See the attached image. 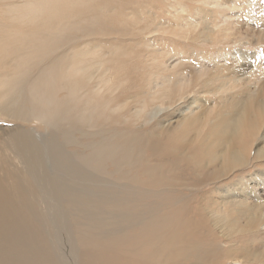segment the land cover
<instances>
[{
  "label": "bare ground",
  "instance_id": "1",
  "mask_svg": "<svg viewBox=\"0 0 264 264\" xmlns=\"http://www.w3.org/2000/svg\"><path fill=\"white\" fill-rule=\"evenodd\" d=\"M97 1L0 0V264H63L43 223L41 204L51 197L32 174L46 168L45 150L58 173L87 185L109 181L97 190L82 184L79 191L68 181L61 187L54 172L44 179L37 169L68 211L78 264H264V170L257 171L264 165V72L257 70L259 56L244 51L251 41L239 42L237 55L226 51L224 64L214 60L229 72L216 79L227 83L195 96L237 87L234 93L211 106L194 98L168 115L165 126L134 127L135 120H148L146 103L133 114L121 112L127 103L112 93L119 86L113 59L89 42L130 31L79 13ZM163 1L174 18L207 17L209 5L227 7L222 0ZM168 1H174L170 7ZM244 4L254 8L252 0ZM181 64L169 63L167 70L173 74ZM161 77L150 103L173 105L186 86ZM47 132L44 147L38 140ZM206 163L211 168L196 175ZM235 172L247 176L217 187L216 180ZM205 187L204 199L184 194Z\"/></svg>",
  "mask_w": 264,
  "mask_h": 264
},
{
  "label": "rangeland",
  "instance_id": "2",
  "mask_svg": "<svg viewBox=\"0 0 264 264\" xmlns=\"http://www.w3.org/2000/svg\"><path fill=\"white\" fill-rule=\"evenodd\" d=\"M182 1L183 0H177V2L179 3ZM252 1H254V8L250 11V9L244 4L245 0H222L221 3H223L224 7L227 5V7H225L227 10L216 8V11V9H214V6L209 5V7L213 9V11H209V13H207V17H205V14H197L194 17H169L166 14V10H168V8L166 9V2H164L163 0H98L97 2H94L92 6L85 7L80 10L79 13H81L84 17H87L90 13H93L92 15H94V17L92 19L99 17L98 20L102 23L106 22V24H114L116 26L118 24V26L121 27L120 30L125 32L126 30L130 31L129 35L122 38H119V36L116 37V35H107L105 38H97L98 41L97 39H95L89 42L92 43V46H99L102 52L105 53V58L108 59L109 57L113 59V63L109 65L113 66L115 80H117L119 86L113 88L112 93L114 96L119 97L118 100L120 102H123V100L125 99L127 103V106L121 112L133 114L134 112H138V110L142 108L143 104L146 103L147 108L145 110L150 115L148 116V120L145 122L144 120L138 119L133 122L134 125H132L131 122L130 124L138 128H147L148 126H154L159 121H161L162 126H165V124L167 125L168 122L166 121L169 118L168 115L175 116L178 113L179 109L185 107V105L194 98H200L202 100L208 99L207 106H211V103L216 102L218 104V101H221L220 98L227 97L231 93H234L235 89L238 90V88L236 87L232 89V91L225 90L218 94V96L217 94H205L203 95V97L195 96V92L210 89L213 86L220 85L221 83H227L228 79H216V77L220 76L223 73L229 72L225 71L224 69V71H221L219 68L213 65L216 64V60L219 62V64H224L226 57L222 55L225 54L226 51L229 52V54L237 55V48L241 47L242 45H239V42L243 43V40L251 41L250 45L243 47L244 51L249 52L251 55L255 53L259 56L257 70H261L260 74H263L264 0ZM170 2L174 1H168V7H170ZM212 2L213 0H208V3L212 4ZM197 7L198 6L195 5V7H192L191 9L194 10ZM237 21L244 22L236 24ZM122 23H124L126 27L122 25ZM85 24L86 22L84 21L83 26ZM141 30H144V32L148 33H144L145 35H142V33H139L141 32ZM132 31H134L136 34H134V32ZM211 31L214 34L209 38L207 34ZM223 32H226L229 35L226 38H224L223 36H215ZM241 36H243L245 39H242ZM177 61H182V64L178 69H176V72L174 71L172 74V72H169L167 70V66H169V63H176ZM200 73L202 76L200 75ZM163 74L173 76L175 82H182L181 84H184L186 86V91L181 94L182 98L179 100L177 99L178 101L173 104L175 106H169L168 103L160 106L159 101L151 102L152 104L150 103L151 95H156V91L158 90V88L163 85V79L161 77ZM243 86L244 84L242 85V87ZM212 95L214 97H212ZM186 96H189V98H187ZM214 99L216 101H214ZM199 103L203 104V102ZM203 107L201 109H203ZM134 109H136V111ZM154 116L156 119H158L156 120ZM194 133L195 130H191L187 134V136L190 138ZM49 137L50 134L47 132L38 141L42 146L45 147L46 141ZM259 144L260 142L256 143V146L258 148L260 147ZM60 151L67 153L68 148L62 147ZM44 154L46 163V165L44 166H46L47 170L43 166V170L39 169L38 167L32 173L35 178L37 175L36 179L39 178L38 182L40 183L41 189L44 190L45 194L50 195L51 197L50 200L44 199L41 204V210L45 214L43 223L44 226L48 228V231L52 230V232L50 233L52 243L56 253H58V257L60 253V260L63 258L61 260L63 264H78L79 249L75 242V239L73 238L68 211L62 204V198L60 199V196L54 194L56 193L54 192L56 191L55 187L51 184V182L48 181H50L51 178L55 176L58 180V184L60 181L59 185L61 187H66V181H68L70 183L67 185V187H69V185L70 187L76 186L74 188L79 191L82 190L84 185H86L88 188L92 187V185H95V189L97 190V188L101 186V184H109V181L105 182L102 181V179H93L91 184L87 185V183L85 181L84 183L78 176L76 178V176L74 175H71L70 177V175H68L67 173H58L49 161L50 154H48V151L45 150ZM209 165L210 164L206 163V170L205 168L197 169L198 171H196V175H203L205 172H207L208 167L211 168ZM37 169L41 170V173L45 174L44 179L48 177L50 178H48L49 180L47 181V185L49 183L52 185L53 190H50H52L53 193L52 191H50V193L48 191L50 184L48 186L44 185L47 186L48 189L44 188V186L42 185L44 181L40 178L42 176L40 171H37ZM249 170H251L250 172L252 173L254 172L252 170L255 169L252 168ZM258 170H264V165H260L259 167H257V171ZM46 174L48 175V177ZM244 174L245 173L235 172L229 174L224 178H220L219 180H216L217 187H222L231 180H238L239 176H247L246 174ZM212 182H209L207 185L216 187L213 186ZM44 184H46V182ZM73 184L74 186H71ZM209 188L210 187H205L204 190L196 189V192H193L192 189L189 192L184 191V194H201V197H199V199L201 200L209 195L207 193L205 194V192L208 191ZM58 199L59 201H57ZM56 211H59V213ZM64 213L65 215L63 216ZM55 228H57V230ZM58 246L60 247V249H58ZM29 258L33 259L34 256L30 255ZM33 260L35 262L38 261L36 260V258H34Z\"/></svg>",
  "mask_w": 264,
  "mask_h": 264
}]
</instances>
